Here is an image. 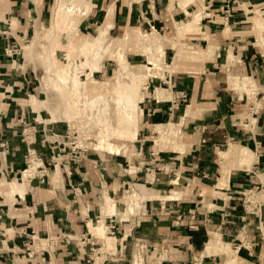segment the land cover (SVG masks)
Here are the masks:
<instances>
[{"label":"crops","instance_id":"obj_1","mask_svg":"<svg viewBox=\"0 0 264 264\" xmlns=\"http://www.w3.org/2000/svg\"><path fill=\"white\" fill-rule=\"evenodd\" d=\"M55 1L0 0V143L4 144L0 148V264H85L88 244L80 248L76 240H98L89 239L88 233L96 217L104 224L110 217L114 226V250L104 251L100 243V264H135L136 244L149 248L150 255L157 251L154 258L145 251L143 264H217L214 254L205 253V245L217 246L219 238L232 249L243 231L248 247L232 249L235 264H261L264 220L244 213L241 196L251 183L264 187V176L259 177L264 175V0H81L89 11L82 6L77 10L78 29L86 31L98 23L110 26L112 37L129 29L156 32L164 57L171 60V76L151 80L143 91L138 104L140 128L130 146L133 159L75 149L73 160L56 165L59 176H50L53 183L48 177L42 184L27 181L23 195L10 202L2 192L3 181H19L27 150H34L48 171L54 170V151L43 142L42 131L62 135L65 125L50 121L46 113L25 109L24 95L29 92L22 90L28 91L30 77L17 74L4 50H13L36 30L49 28ZM225 5L230 11L227 18L222 14ZM187 14H199L200 19L197 27L184 28L192 33H184L180 42L172 29ZM180 45L194 56L184 51L179 61L175 59ZM236 77L251 79V85L235 90L229 79ZM180 91L186 94V102L169 109L173 95ZM31 98L28 103L34 107ZM172 123L178 127L176 143H155V137H161L157 127ZM24 126L33 129L22 140ZM226 146L229 159L241 169L228 164L221 171L217 155L224 160L219 152ZM241 149L253 158H241ZM241 164L251 166L250 170ZM130 167L134 172L126 173ZM254 169L259 175L253 174ZM248 172L255 181L249 180ZM219 182L225 185L218 186ZM135 183L159 195L172 192L178 197L146 200L139 213L124 212L118 205L113 215L103 210V189L114 199ZM31 233L70 240L48 253L26 257V235ZM208 238L210 243L205 244Z\"/></svg>","mask_w":264,"mask_h":264},{"label":"rangeland","instance_id":"obj_2","mask_svg":"<svg viewBox=\"0 0 264 264\" xmlns=\"http://www.w3.org/2000/svg\"><path fill=\"white\" fill-rule=\"evenodd\" d=\"M67 1L69 2L72 0H67ZM55 4H56V1L52 8V15L54 12ZM76 5L78 6V9L80 6H82L84 7L85 11L87 10L89 11V5H87L85 1L76 0ZM65 18L67 20L65 19L63 22L61 21L57 24V26H59V32L56 37H53L52 39L49 40L45 36H43L44 28L36 30L34 32L33 37L32 38L28 37L25 40V42L19 43L18 46L14 48V52L11 55V57L8 58L13 61V65L17 69V74H20L21 76H25L27 78L29 75L30 77V81H29L30 84L28 85V89H27L28 91H26V89L22 90V92H25V93L29 92V94L26 93L24 95L25 96L24 98L27 100V102L26 101L24 102V105L26 106L25 109L27 111L32 110L35 112H40L42 114L46 113L50 116V121H54L62 125H65L64 133L62 134L64 135V137H62V135L60 134H57L58 137L56 138V141L64 140L67 143L65 146L66 149H64V151L62 152V144L60 143L59 148H58L59 150L57 148L56 150H54L55 155L58 154L56 165L66 160L62 158V156H66V158L67 157L73 158L71 157L73 156L72 151H74L78 147H84V148L86 147L87 149H89L88 151H95L94 149L95 142H96L95 134L100 128V126L97 124V122L93 118V115H91V112L88 109L82 110V106L80 105L75 107L73 106L72 103L68 104V101L70 100V95L68 94L69 87H66L63 89L61 88L60 86L61 83L59 82V79H58V75H59L58 73L60 72L61 66L65 63L70 62L72 68L76 66L79 68V65L81 64V62L82 63L85 62L83 61V59L87 61V64L93 63L94 56L93 57L91 56L93 55V53L87 55V57L79 56V51L76 46L77 44H79L80 39L95 37L97 28H100L104 25H99L98 23H96V24H93L90 29H87L86 31H82L77 28L79 24V20H80L79 11H75L73 15H69ZM187 19L190 20V18L187 17L185 19L186 22H187ZM52 20H53V16H52ZM52 20H51V25H52ZM191 28L193 29V27ZM136 32H141L142 34H146V33L151 34V32L154 33V31H140L138 29H129L124 34L128 33L129 35H132V34L134 35L136 34ZM189 32L192 33V31H183L182 35L178 36L176 32L175 24L172 29L173 36L175 35L176 40L180 42L185 37L184 33H189ZM110 33H111V29L109 27V29L107 30V34H106V42L112 41L115 39L121 40L124 37H128L127 38L128 40L125 43L120 44V46H118L117 43H119V41H117L115 43V46H118L116 48L120 49L122 56L125 62L127 63L130 71L133 72V74H137L142 77V78L140 77L141 86L148 87L147 85H149L148 83L151 80L160 82L161 80L166 79V77L171 76V73H172V71L170 70L171 67L168 65L169 62H171V60L164 57V52H163V56L158 58L157 60L158 62H156L158 63V65H156L155 68H152V66L149 65L151 63L147 61V58L145 56H143L144 53H142V50H141L142 47L138 43V35L140 34L133 36V37H130L129 35H124V34L118 37H112ZM158 38L161 44V37L159 35H158ZM179 47L181 49L177 51L176 58H175L178 61L184 55L189 56V53H187V51L191 52L190 53L191 56H194V52L192 50L182 49L183 48L182 45H180ZM184 51L186 52V54L183 55L182 52ZM115 52H116L115 47H113V49H111L108 54L103 55L102 60L97 65L99 66L98 68L91 69L90 71L91 67L85 66L81 73V76H79V79H81L85 85V89H83V95L89 97L97 93L104 94V100L108 102L107 103L108 105L107 117L109 118V124L112 126L113 129L116 127L115 128L116 131L115 129L113 130L115 133V137L111 139V142L117 147V151H114L113 153L106 148V151L103 150L102 152H99V151H95V152L99 153L100 156L104 154V152L107 154H111V155L123 154L125 157L126 156L129 157V159H133L135 156L134 157L129 156L130 155L129 153L131 152L130 146L132 145V142L136 139L138 131L136 133L135 139L127 138L125 134L123 135V134L117 133V131L118 132L121 131L123 133L127 132L128 129H126L127 128L126 126H122L121 124H119V121L117 118L118 115L116 113V108L114 106L113 99H112L114 97V92H113L112 87L109 85L110 83L113 82L114 72L116 71V68H117V62L116 60H114L115 58L113 57ZM151 52H155V51L152 50ZM49 54H51L50 57H49ZM152 54L153 56H156L155 53H152ZM174 61L176 62V60ZM144 67H149V68L151 67V69L147 70ZM237 77L234 80L227 78V80L229 79V84H231L230 81L231 82L233 81V87L236 88L235 90L243 88L242 87L243 85L240 83L241 80L240 79L238 80ZM130 79H124L123 81L126 83H129ZM92 80L95 82H93ZM31 88L33 90H31ZM239 91L245 92V90H239ZM29 95H32L31 100L34 103V107L30 106L28 103ZM172 124H173L172 129L175 132H178V127L174 123ZM66 125L72 130L66 131ZM139 128H140V123L138 126V130ZM166 130H167L166 125L161 126L160 128L157 127L158 134H160L161 137L159 138V140L155 137V140H154L155 143H159V142L160 143L165 142L167 144L176 143L177 133L174 136L171 135L169 138H166V133H165ZM151 132L154 135L153 127H151ZM48 136L50 135L46 133V136H45L46 140H50ZM68 143L69 144L71 143L72 145L69 146ZM227 146L224 147L222 150L220 149V151L222 152L226 151ZM74 147L76 148L74 149ZM238 155L244 159L248 158L251 160L253 158L251 153H249L246 156H242L238 152ZM220 157L224 160H220L217 155V158H218L217 161L220 163L221 171L223 173H224V170H226L228 164L233 169H241V166H239V164L236 161H234V163L231 162V160L229 159L230 158L229 152L226 151L222 153ZM32 161L37 162L39 161V159L32 160ZM56 165L54 167V170L50 168V170L52 171H47V174H46L51 183H53V181L50 179V176L52 175L59 176V167ZM241 165H245V167L248 170H250L249 168L251 166L249 167L247 166V164H241ZM55 168H56V171H55ZM252 172L255 175H259L258 174L259 172H257V169L252 170ZM126 173H129L128 170H126ZM253 174L251 172L250 173L248 172V177H249V180L251 181H255ZM260 176H264V175H259V177ZM33 179H34V176L32 177V180ZM13 181L14 180L6 181V182L3 181V184H1V189H2L4 197L6 195L4 192H7L6 190L7 185L12 183ZM26 182H27L26 180L25 181L23 180L22 182L18 181L16 183L22 185V188L24 190L23 183H26ZM224 185L225 184L222 182L218 183V186H224ZM146 187L143 186L142 184L135 183L134 185L130 186V189H127L126 187L121 189L120 192L115 195L114 199L111 197V195H110V198L114 202H116L115 204L118 205L117 207L120 210H124V212H126L127 211L126 200L129 194L138 193L141 196H144V202L146 200H153V199L163 200L164 196L168 195V194H163V193H162L163 195L153 193V191L148 190ZM263 190H264L263 185L260 186V184L251 183L249 187L244 189L243 191L244 196L243 197L241 196L242 197L241 203L243 204L244 202V204L242 205V210L248 211L246 215L251 219L255 217L258 220L259 219L264 220V214H263L264 191ZM96 194L97 193L95 192L94 195ZM100 198H101L103 210L105 211V206L102 201V193H101ZM142 208L143 206L138 209H135L134 213H139L138 211H140V209ZM254 211L256 212L253 214ZM101 220L98 224H96V226L101 227V229L103 228L101 232L92 233V234L88 232L92 237H95L98 240L90 241V244L86 249L87 254L85 257V261H86L85 264H95L96 262L97 264H100L101 259L103 258V254H97L98 252L95 251L99 247L100 243H102L104 251L113 252L114 250L113 246L110 249L104 246L105 244L104 240L106 239V236L108 235L106 234V229L104 228V224L103 222H101ZM88 230L89 229H87V231ZM261 231H262L263 240H264V230L261 229ZM241 236L242 235L238 237V240L242 239ZM208 237L210 236L208 235ZM238 240L234 242L232 249L238 245ZM242 241L244 242L243 239ZM96 242L98 244H96ZM221 242L224 243L227 241L223 240ZM208 243H210L209 238L205 244H208ZM139 246L140 245H137L135 247V251L133 252V255L136 257L135 264H138L140 262L143 264V262H145V261L142 262V259L143 258L145 259V255H144L145 251H146V256L149 255L150 258H154V253H156L157 251L153 252L150 255L149 248L143 249V248H139ZM228 246L230 247V245ZM211 247L219 248L218 241H217V246L211 245ZM211 254H214L213 256L216 258L217 264H222L223 262H224L223 264H235V261L232 259L233 256L236 258L234 254H230L228 256L226 253L220 252L218 249H216V251L214 253L212 252ZM218 255H223V256H218ZM161 258H163V256H161ZM153 261H155V259H153ZM261 264H264V251L261 256Z\"/></svg>","mask_w":264,"mask_h":264},{"label":"bare ground","instance_id":"obj_3","mask_svg":"<svg viewBox=\"0 0 264 264\" xmlns=\"http://www.w3.org/2000/svg\"><path fill=\"white\" fill-rule=\"evenodd\" d=\"M186 1H189V0H186ZM77 10H78V6L76 5V0H72L69 2L67 0H56L54 12L52 15L53 16L52 25L51 27L43 30L44 31L43 36H45L49 40L52 39L53 37H56L59 32V26H57V24L61 21L63 22L66 19L65 17L69 15H73L75 11ZM83 11L85 12V10ZM186 16L190 18V20L187 19V22L184 20L185 22L180 21V22L175 23L177 35H180L182 31L184 30V28H191V27L198 26L200 15L198 14L188 15L187 14ZM255 24L258 27L260 25L259 22L257 21L255 22ZM109 27L110 26L108 25H104L100 28H97L95 37L80 39L79 44H77L76 46L79 51V56L87 57V55L93 53V55H91L92 57L94 56L93 63L87 64V61L83 59V61L85 62L83 63L81 62V64L79 65V68L77 66L72 68L70 62L65 63L61 66L60 72L58 73L59 74L58 79H59V82L61 83L60 86L62 89L69 87L68 94L70 95V100L68 101V104L72 103L73 106L75 107L80 105L82 106V110L88 109L91 112V115H93V118L95 119L97 124L100 126L97 133L95 134V139H96L95 147H94L95 151L102 152L103 150L106 151V148H107L109 151L114 153V151H117V147L111 142V139L115 137V133L113 130L116 127L113 129L112 126L109 124V118L107 117V110H108L107 103L108 102L104 100V94L97 93L89 97L83 95V89H85V85L82 82V80L79 79V76H81V73L85 66H90L91 67L90 71L91 69L98 68L99 66L97 65L102 60L103 55L108 54L110 50L113 49V47H115L116 52L114 53L113 57L115 58L114 60H116L117 62V68H116V71L114 72L113 82L110 83L109 85L112 87L113 92H114V97L112 99H113L114 106L116 108V113L118 115L117 118H118L119 124H121L122 126H126L127 127L126 129H128L127 132L123 133L121 131L119 132L117 131V133H120L123 135L125 134L127 138H132V139H135L136 133L138 131L139 114H140L138 104L143 101L144 94L142 90H144L145 87L141 86V82H140L141 76L137 74H133V72L130 71L127 63L125 62L122 56L120 49L116 48L120 46V44L125 43L128 40L127 39L128 37H124L121 40L115 39V40L106 42V34H107V30L109 29ZM158 39H159L158 35L155 32L152 34H147V33L142 34L141 33L140 35H138V43L142 47L141 50H142V53H144L143 56H145L147 58V61L151 63L149 65L152 66V68H155L156 65H158V63H156L158 62L157 61L158 58L163 56V49ZM117 41H119V43H117L118 46H115V43ZM152 50H154L155 52H151ZM152 53H155L156 56H153ZM50 56L51 54H49V57ZM144 68H146L147 70L151 69V67L150 68L144 67ZM124 79H130V82L126 83L123 81ZM250 82L251 80L249 78H242L240 81V83L244 87H247V85L248 86L251 85ZM172 126L173 124L166 125L167 127V130L165 131L166 138H169L171 135L174 136L176 134V132L172 129ZM238 152L242 156H246L250 153L245 149H241ZM222 153L223 152H219L220 155ZM38 165H41L40 160L37 162H34V161L30 162L29 167L25 169L22 173V178L24 181L26 179H32V177L35 174L34 168L35 166H38ZM128 172L133 173L134 168L130 167ZM6 190L7 192H4L6 194L5 198L10 202L14 201L15 195L19 194L22 196L23 191H24L22 188V185L17 184L15 181L7 185ZM177 195L178 194L171 192L170 194L164 196L163 200L175 199L176 197H178ZM102 201L108 213H111L113 215L114 211H116L115 210L116 204L110 198L109 194L107 193L105 189L102 190ZM143 205H144V196H141L138 193H132V194H129V196L127 197L126 208H127L128 213L130 214L134 213L135 209H138L142 207ZM88 226L90 229L89 231L92 233H99L103 229V228L101 229V227H98L92 224H89ZM113 239L109 236H106L104 246L110 249L113 246V242H114ZM218 243H219V248L218 247L212 248L210 244L207 245L205 249V253H212V252L214 253L216 249H218L220 252H224L228 256L230 254H233L228 244L221 242L219 238H218ZM232 259L236 262V258L234 256Z\"/></svg>","mask_w":264,"mask_h":264},{"label":"built area","instance_id":"obj_4","mask_svg":"<svg viewBox=\"0 0 264 264\" xmlns=\"http://www.w3.org/2000/svg\"><path fill=\"white\" fill-rule=\"evenodd\" d=\"M229 8L225 5L222 9V14H223V17L224 18H227L229 16ZM14 52V49H5L4 50V54L6 56H11ZM186 102V94L182 91L180 92H176L174 95H173V98L171 99L170 101V105H169V109L171 110H175L177 109L178 105L180 103H184ZM32 129L33 127H29V126H24L22 131H21V138L22 140L24 139H27L29 137V133L32 132ZM68 130H72L71 128H69L67 125H66V131ZM49 134L50 136H48L50 138V140H46V137L44 136L43 138V142L44 143H48L50 146H51V150L54 151L56 150V148L58 147V145L60 144L59 142L56 141V138L58 137L57 134L55 133H51V132H48V131H42V134ZM26 143V142H25ZM72 144L70 143L69 146H71ZM4 147V144L3 143H0V148H3ZM66 147L62 145V152L64 151ZM76 147H74L75 149ZM58 149V148H57ZM78 149V151L84 153V152H87L89 149H87L86 147H78L76 148ZM59 150V149H58ZM58 158V154L55 155V153L51 156V160H52V165H53V168L55 167L56 165V160ZM39 159L40 160V163L41 165H38V166H35L34 168V171H35V174H34V179H36L38 181L39 184H42L46 179H47V167L43 164L42 162V159L41 157L34 151V150H27L26 151V155H25V160H24V168L19 172V176H18V179H19V182H22L23 178H22V173L25 169H27L30 165V161L31 160H37ZM71 160H73V158H70V157H67L66 158V162L65 163H68L70 162ZM32 179H26V181H31ZM74 191V189H73ZM244 196V193L242 194V197ZM244 204V202H243ZM242 204V205H243ZM245 208V207H244ZM255 208V207H254ZM256 211L253 212V214L255 213ZM245 214L248 213V211H244ZM101 218L100 217H96L94 219V225L98 224L100 222ZM106 224H104L105 226V229H106V234L109 236V237H114V226H113V223L112 221L110 220V217L106 218ZM25 235V234H24ZM242 239L245 240L246 238V233L243 232L242 234ZM26 239H27V242H26V245H25V251H26V257H30L33 252H36V253H48V251L52 250L53 248L59 246L60 244H63V243H68V241L70 240L69 237L67 236H48L46 235L45 237L43 238H38L37 236H34L32 233L30 235H26ZM92 236L89 235V239L91 238ZM242 239L238 240V245L236 246L237 248H239L240 246H242L243 248L247 249L248 247V243L246 241H242ZM77 244H81L80 245V248H83V246L87 245L89 246L90 242L89 241H85L84 238H78L76 240ZM137 246V245H136ZM139 248H143L144 249V246L143 245H140ZM99 250V247L95 250L96 252ZM92 251V249H91Z\"/></svg>","mask_w":264,"mask_h":264}]
</instances>
